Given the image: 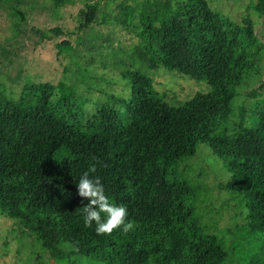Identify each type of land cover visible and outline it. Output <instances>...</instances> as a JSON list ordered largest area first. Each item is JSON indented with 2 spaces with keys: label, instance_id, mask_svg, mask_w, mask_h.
Masks as SVG:
<instances>
[{
  "label": "trees",
  "instance_id": "1",
  "mask_svg": "<svg viewBox=\"0 0 264 264\" xmlns=\"http://www.w3.org/2000/svg\"><path fill=\"white\" fill-rule=\"evenodd\" d=\"M175 13L183 28L169 26L157 46H144L166 67L205 79L206 93L170 104L151 77L128 67L122 75L130 94L119 99L122 112L103 102L89 116L63 83L31 84L15 101L0 98V215L43 247L66 253L67 264H225L226 242L201 218L199 189L179 170L200 145L225 167L220 192L240 200L257 234L245 264H264V151L245 147L225 126L238 87L257 73L260 47L243 26L209 14L201 0ZM142 27L154 28L149 15ZM178 41L191 64L175 61ZM244 132L264 145V116ZM93 164L90 177L100 178L112 203L127 208L134 224L128 233L97 234L95 223L85 225L89 201L78 195L77 183Z\"/></svg>",
  "mask_w": 264,
  "mask_h": 264
},
{
  "label": "rangeland",
  "instance_id": "2",
  "mask_svg": "<svg viewBox=\"0 0 264 264\" xmlns=\"http://www.w3.org/2000/svg\"><path fill=\"white\" fill-rule=\"evenodd\" d=\"M209 14L243 26L261 60L252 78L238 87L225 111L229 134L245 147L262 152L244 128L264 116V0H201ZM190 0H72L57 5L50 0H0V98L17 100L31 84H65L93 116L97 106L112 103L123 111L121 98L130 88L122 73L136 69L152 78L153 89L170 104L210 90L205 79L157 62L150 49L157 46L169 26L183 28L176 10ZM18 10L20 14L15 12ZM154 28L142 27L145 16ZM176 62L191 64L188 49L177 42ZM119 100V101H117ZM197 186L204 200L201 218L226 242L225 264H245L257 234L246 224L240 200L220 192L218 184L228 172L208 147L179 165ZM66 253L43 247L26 228L0 215V264H62ZM65 264H67L65 262Z\"/></svg>",
  "mask_w": 264,
  "mask_h": 264
},
{
  "label": "clouds",
  "instance_id": "3",
  "mask_svg": "<svg viewBox=\"0 0 264 264\" xmlns=\"http://www.w3.org/2000/svg\"><path fill=\"white\" fill-rule=\"evenodd\" d=\"M95 171L96 165L93 164L88 171L82 174L77 183L78 195L89 201L83 207L85 225L91 227L95 223L97 234L111 235L117 229L128 233L134 228V224L128 220L127 208L110 201L100 178L90 177L89 173Z\"/></svg>",
  "mask_w": 264,
  "mask_h": 264
}]
</instances>
